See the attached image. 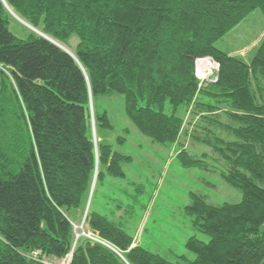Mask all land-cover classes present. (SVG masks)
Wrapping results in <instances>:
<instances>
[{
  "label": "trees",
  "instance_id": "obj_1",
  "mask_svg": "<svg viewBox=\"0 0 264 264\" xmlns=\"http://www.w3.org/2000/svg\"><path fill=\"white\" fill-rule=\"evenodd\" d=\"M257 10L264 15V0H0V264H45L26 257L35 251L50 264L71 254L70 264H264V37L249 61L217 47ZM74 39L75 57L55 44ZM207 58L220 68L203 87L196 63ZM116 94L155 143L186 134L211 148L216 157L183 147L177 160L187 170L220 167L242 195L215 205L190 194L185 213L211 239L188 240L193 260L134 246L106 216L86 215L98 184L125 179L133 162L107 140V113L95 111ZM85 216L98 241L77 239Z\"/></svg>",
  "mask_w": 264,
  "mask_h": 264
},
{
  "label": "rangeland",
  "instance_id": "obj_2",
  "mask_svg": "<svg viewBox=\"0 0 264 264\" xmlns=\"http://www.w3.org/2000/svg\"><path fill=\"white\" fill-rule=\"evenodd\" d=\"M11 29L16 35L23 37L16 25ZM263 30L264 15L257 10L224 37L217 47L231 55L237 52V57L249 61L261 42L260 35ZM253 39L254 44L246 48L245 44ZM77 44L78 40L74 39L69 44L70 48L63 46L74 54ZM196 67L201 86L218 81L220 65L213 59L197 60ZM91 104L94 114V102ZM193 110L192 107L191 111ZM95 111L100 115L107 113L115 127L107 134V140L116 150L132 157L133 162L123 166L125 179L107 177L98 184L93 199L89 201L91 211L106 216L127 231L135 239L134 246L138 245L170 260L179 256L195 259L194 254L186 247L188 240L196 237L204 243H209L211 239L195 230L191 218L185 213V208L191 202L190 194L206 195L215 205L239 203L242 200L241 193L221 179L220 167L211 172L187 170L177 160V154L183 147L192 155L202 157L207 154L216 157L212 149L192 142L190 138L187 140L188 144L178 148L180 142L174 146L155 143L144 136L128 118L125 96L121 94L98 98ZM185 120L186 130L189 129L190 122L194 125L196 123L190 113L185 116ZM222 120L228 122L226 118ZM189 130L192 131L193 127ZM185 136L183 134L181 139ZM120 137L126 138L127 142L119 145L117 140ZM97 143L96 130V145ZM75 230L77 239L96 238L85 225V217L80 225L75 226ZM35 253L36 251L32 254ZM70 257L57 261L56 264H68ZM29 259L31 260L30 255ZM41 260L48 263L47 259Z\"/></svg>",
  "mask_w": 264,
  "mask_h": 264
},
{
  "label": "water",
  "instance_id": "obj_3",
  "mask_svg": "<svg viewBox=\"0 0 264 264\" xmlns=\"http://www.w3.org/2000/svg\"><path fill=\"white\" fill-rule=\"evenodd\" d=\"M13 15H14V17L21 23V24H23L24 26H26V27H28V28H30V29H32L33 31H36V30H34L30 25H28L26 22H24L22 19H20L17 15H15L14 13H13ZM37 32V31H36ZM41 34V33H40ZM42 36H43V34H41ZM44 37H46L45 35H44ZM46 38H48V37H46ZM57 46H59L62 50H64L65 52H67L68 54H70L71 56H73V57H75V55L73 54V53H71L66 47H64L63 45H61V44H59V43H55ZM93 104H91V116H92V118H93V120H92V123H93V136H94V142L96 143V129H95V121H94V114H93ZM95 184H96V180L94 181V185H93V190H92V192L94 191V188H95ZM89 207H90V202H89V204H88V208H87V211H86V215H87V213H88V210H89ZM85 218H86V216H85ZM73 255L71 254V257H72Z\"/></svg>",
  "mask_w": 264,
  "mask_h": 264
},
{
  "label": "crops",
  "instance_id": "obj_4",
  "mask_svg": "<svg viewBox=\"0 0 264 264\" xmlns=\"http://www.w3.org/2000/svg\"><path fill=\"white\" fill-rule=\"evenodd\" d=\"M263 35H264V30H263L262 34L260 35L261 40H262V38H263ZM257 36H258V35H257ZM256 38L258 39L259 37H256ZM256 38H255V39H256ZM255 39H253L251 42H247V43L245 44V46H247L246 48H248V46H252V45L254 44V40H255ZM257 39H256V40H257ZM261 40H260V41H261ZM260 41H259V42H260ZM229 54H230V53H229ZM237 54H238V53L236 52L235 54H233V55L230 54V55H231V56H238ZM241 55H243V54H240V56H241ZM249 58H250V57H249ZM184 135H186V134H184ZM186 136H187V135H186ZM186 136H185V138H182V139L179 141L180 143L177 145V148H178L179 146H182V145L184 146V145L188 144L187 140L189 139V137H188V136L186 137ZM183 146H182V147H183ZM49 260L52 261V262H54V263L57 262L56 260H53V259H49Z\"/></svg>",
  "mask_w": 264,
  "mask_h": 264
},
{
  "label": "built area",
  "instance_id": "obj_5",
  "mask_svg": "<svg viewBox=\"0 0 264 264\" xmlns=\"http://www.w3.org/2000/svg\"><path fill=\"white\" fill-rule=\"evenodd\" d=\"M197 77L199 79L198 73H197ZM91 239L92 240H97L96 238H91ZM30 256H31V259H33L34 261L38 262V261L41 260L42 254H41V252H36L34 255L30 254ZM26 257L29 258V255H26ZM69 259L71 260V257ZM45 264H50V263H45ZM68 264H70V263H68Z\"/></svg>",
  "mask_w": 264,
  "mask_h": 264
}]
</instances>
